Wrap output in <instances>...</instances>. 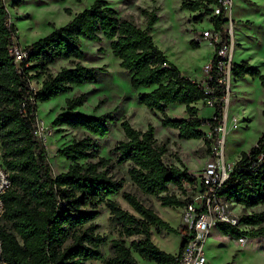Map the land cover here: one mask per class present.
<instances>
[{
  "label": "trees",
  "instance_id": "trees-1",
  "mask_svg": "<svg viewBox=\"0 0 264 264\" xmlns=\"http://www.w3.org/2000/svg\"><path fill=\"white\" fill-rule=\"evenodd\" d=\"M209 5L219 6L220 1L182 2L190 11ZM138 9L145 17V28L133 16L118 15L105 0H94L65 25L26 45L28 55L18 63L10 50L18 45L17 28L10 23L9 12L0 0V159L11 180L3 197L0 238L7 264H87L100 260L105 238L97 233L95 220L102 205L109 211L111 221L121 228L120 236L110 240L111 253L102 264H139L133 252L157 264L175 263L176 256L153 243L150 230L154 227L177 232L176 229L153 207L122 191L123 180L111 171V159L98 156L99 141L108 133L112 121L111 112L95 116L75 111L84 102V93L67 99L66 110L54 118L53 124L80 128L84 134L57 151L70 165L55 177L51 175L45 147L35 134L38 102L97 80L102 68L82 64L84 52L80 44L82 39L98 42L104 38L129 76L131 87L139 90L138 102L158 112L162 126L177 130L178 137L184 140L203 138L208 147L216 140L215 128L222 122L226 96L225 86L217 81L220 73L216 54L210 61L214 76L206 85L182 74L149 33L158 20L155 11ZM211 20L225 40L223 25L227 18L223 10L217 16L212 15ZM190 46L199 45L191 40ZM57 59L68 60L70 66L61 67L54 75L47 73L49 65ZM32 71L35 73L31 74ZM231 75L234 79L257 77L264 89V73L247 61L233 63ZM42 76L40 87L34 89L32 79ZM207 98L213 100L214 112L211 118L203 119L198 115L196 103H206ZM171 105H183L186 117H169L166 111ZM120 126L124 138L110 151L116 164L127 163L132 183L141 192L156 197L162 206L182 207L186 199L177 197L169 187L183 189L184 182L192 184L194 180L187 169L164 162L166 148L156 142L151 124L140 130L123 119ZM203 126H208L210 138ZM119 193L136 214L124 210L111 198ZM218 194L246 208L264 204V130L250 150L240 153ZM240 221L251 226L250 231L225 223L217 227L235 239L264 235V210L244 214ZM123 236L134 238L127 245ZM182 246L183 243L178 254Z\"/></svg>",
  "mask_w": 264,
  "mask_h": 264
},
{
  "label": "rangeland",
  "instance_id": "rangeland-1",
  "mask_svg": "<svg viewBox=\"0 0 264 264\" xmlns=\"http://www.w3.org/2000/svg\"><path fill=\"white\" fill-rule=\"evenodd\" d=\"M3 1L9 12L10 23L17 28L18 45L25 47L32 41L47 35L53 29L65 25L76 13L89 7L94 0ZM105 1L117 11L118 15L133 16L135 22L141 28H145V17L138 8L154 10L158 20L149 31L154 43L167 56L168 60L178 67L182 74L201 83L206 80L207 75L204 66L210 63L214 55V48L202 34L203 31L213 28L211 17L214 13V5H209V7L201 6L197 11H190L182 6V2L190 0ZM66 9H68V13ZM225 16L227 18V23L223 25L225 33H227V27L230 25L229 17L234 19L236 23L244 17L255 22L261 19L258 24L264 26V0H233L232 6H230ZM260 31L262 32L261 28ZM191 40L199 46L192 48L190 46ZM259 40H261L260 43L256 42V44H262V46L256 48V51L264 55V36ZM241 46L236 47L234 51L233 63H238V60L245 56L244 45ZM80 48L84 52L82 64L102 68L98 72L97 80L73 86L69 92L60 95L57 99L46 101L47 104H44L45 102L37 103L36 136L45 147L48 162L51 166V175L55 177L57 174L66 171L70 165L69 161L65 162L57 155V151L73 140L81 138L84 134L83 129L71 128L66 125H54L53 120L59 113L66 110L67 99L84 93L85 100L81 106L75 108V111L95 116L107 112L112 113L109 131L99 141L98 156L104 159H111L113 164L111 171L123 180L122 191L134 194L144 204L153 208L154 205H161L156 197L141 192L132 183L127 174L128 164L117 165L110 154L117 142L124 138L120 122L126 119L133 127L140 130H145L147 125L151 124L154 128L156 142L166 148V153L163 156L164 162L169 165L186 168L188 172L198 173L201 171L205 160L211 155L212 145L208 147L203 138L181 139L178 137L177 130L162 126L159 119L160 114L152 112L138 102L137 91L131 87L129 76L119 66V61L111 53L106 39L102 38L98 42L82 39ZM64 66H70L69 61L57 59L49 65L47 73L54 75ZM34 73L35 71L31 72V74ZM43 77L32 79L31 86L34 89H38ZM263 101L264 89L257 77L247 75L244 80L238 81L236 84L231 76L230 90L226 93L224 108L226 110L228 106L229 118L237 114L239 120L237 122H229L228 120L226 123L224 148L226 161H236L241 152L250 150L256 144L264 130L261 113ZM196 106L199 109L198 115L200 118L207 119L212 117L213 107L202 101H199ZM243 107L248 112L244 119L241 114ZM184 109L183 105H172L167 108L166 113L171 118L186 117ZM202 130L206 137L210 138L208 126H203ZM169 191L175 193L181 199L186 198L187 192H184L183 189L170 186ZM188 193L190 194V192ZM111 198L124 210L136 214L123 199L121 193ZM228 202L229 211L238 217L264 210V204L246 208L235 202ZM101 207V214L96 218L95 222L98 224L97 233L105 238V243L101 248L102 258L88 261L87 264H102L104 259L111 253L110 240L118 238L121 232L120 226L111 221L109 211L105 205ZM215 228L221 235H225L216 226L213 231L211 230V237H214ZM239 229L248 232L251 226L245 225ZM170 236L176 241L179 239L180 234L171 232ZM244 237H246V244L237 252L236 261L240 264H264V235L254 238H249L245 235ZM122 238L128 245L134 236H123ZM236 240L238 239L221 240L223 245L220 248L217 243L213 244L217 245V247L213 245L209 247L207 244L206 247L204 246V252L209 250L211 254H220L222 258L225 256L224 251L231 250L238 243ZM133 255L141 263L146 261L135 252H133Z\"/></svg>",
  "mask_w": 264,
  "mask_h": 264
},
{
  "label": "built area",
  "instance_id": "built-area-1",
  "mask_svg": "<svg viewBox=\"0 0 264 264\" xmlns=\"http://www.w3.org/2000/svg\"><path fill=\"white\" fill-rule=\"evenodd\" d=\"M220 5H214L213 15L227 14L232 4V0H219ZM226 17V16H225ZM227 29L226 39L223 40L222 32L219 30L207 29L203 31V37L209 40V43L217 45L214 53L217 57L216 67L220 76L217 81L224 85L226 93L230 89L231 69H232V20ZM212 24V23H211ZM213 25V24H212ZM11 53L15 57L16 62H20L27 57V51L24 47L15 45L11 49ZM207 75L203 80L206 85L207 80H211L214 76L212 65L208 63L204 66ZM208 92V90H206ZM225 101V98H224ZM206 104L212 107L213 100L206 99ZM218 133L216 140L211 144V155L205 160L200 172H188L189 176L194 180L192 184L184 182L182 187L186 194V203L181 208L180 213V230L182 234V250L176 255L174 264H212L206 257L204 246L210 230L219 223H225L233 227L240 228L245 226L241 223L240 217L229 211V200L218 194L221 185L227 180L235 161H226L224 157L226 122L224 116L222 122L215 128ZM37 131V129H36ZM35 131V134H36ZM11 186L10 173L3 165L0 159V219L5 210L3 197ZM190 192V194L188 193ZM232 202V201H231ZM238 244L244 245L246 237L238 238ZM0 264H7L3 258L2 241L0 238Z\"/></svg>",
  "mask_w": 264,
  "mask_h": 264
},
{
  "label": "crops",
  "instance_id": "crops-1",
  "mask_svg": "<svg viewBox=\"0 0 264 264\" xmlns=\"http://www.w3.org/2000/svg\"><path fill=\"white\" fill-rule=\"evenodd\" d=\"M231 6H232V4H231ZM230 19H232V18L230 17ZM232 20H233V22L231 24L232 42H233L232 63H233V55H234V51L236 50V47L244 45L243 50H245V52H244L245 56L244 57L241 56L242 58H240L238 60V63H240L242 61H247L251 65L258 68L261 73H264V55L261 54L260 52L256 51V48L262 46V44H256V42L260 43L261 40H259V39H261L264 36V26L258 24L259 21L261 22V19H258L255 22V21L249 20L248 18L244 17L243 19H239L237 23L234 22V19H232ZM228 28H229V26L227 27V29ZM260 28L262 29V32L260 31ZM241 48H242V46H241ZM246 76H244L243 78H240V79H234V83L237 84L238 81L244 80ZM142 90H144V89H140V91H142ZM263 103H264V101L262 102V109H263ZM227 111H228V106L226 107V110L224 108V113H223L224 120L226 123L228 122V120H229V122H237L239 120V118H238L239 116L237 114L232 115L231 118H229ZM261 113H262V110H261ZM241 114H242L243 119L246 118V116L248 115L247 109L245 107L242 108ZM263 123H264V118H263ZM154 208H155L154 210L157 212V214L164 221L168 222L171 227L175 228L177 233L180 234V236H179V239L175 241V239H173L170 236L171 232H167L164 229H156V228L152 227L150 230L151 240L160 250L176 256L178 254L180 246L182 244V234H181V230H180V217H179V215L181 213V208L180 207H174L173 208V206H161V205H154ZM211 230L213 231V228ZM211 230H210V233L206 239L205 247L207 244L210 247L211 245L217 243L219 245V248H220L223 245L221 240L226 241V240L234 239V237H232L231 235H227V236L221 235V233L218 230L216 231V228L214 229L215 231L213 232L214 237H211ZM244 245H239L238 243H236L231 250H226L223 252L225 256L222 258L220 256V254L219 255L217 253L211 254V252H209V250H208V252L207 251L205 252L206 257L212 264H240L239 262L236 261V255H237V252ZM213 246L217 247V245H213ZM133 256L135 257V259L138 261L139 264H157V263L152 262V261H145V262L141 263V261L138 260L135 255H133Z\"/></svg>",
  "mask_w": 264,
  "mask_h": 264
},
{
  "label": "bare ground",
  "instance_id": "bare-ground-1",
  "mask_svg": "<svg viewBox=\"0 0 264 264\" xmlns=\"http://www.w3.org/2000/svg\"><path fill=\"white\" fill-rule=\"evenodd\" d=\"M59 97V96H58ZM57 97V98H58ZM57 98H55V99H57ZM52 100V99H51ZM51 100H49V101H51ZM54 100V99H53ZM49 101H47V102H49ZM47 102H45L44 104H47ZM49 105V104H48ZM61 158V157H60ZM61 159H63V158H61ZM65 162H66V160L65 159H63ZM61 167V166H60Z\"/></svg>",
  "mask_w": 264,
  "mask_h": 264
}]
</instances>
